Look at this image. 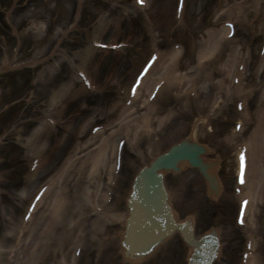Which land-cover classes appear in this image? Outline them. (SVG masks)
<instances>
[{"label": "rangeland", "instance_id": "rangeland-1", "mask_svg": "<svg viewBox=\"0 0 264 264\" xmlns=\"http://www.w3.org/2000/svg\"><path fill=\"white\" fill-rule=\"evenodd\" d=\"M4 1L11 6L0 9V81L8 70L25 77L18 96L29 120H3L11 145L18 141L23 151L0 152V264H87L94 255L104 257L107 247L114 250L122 218L112 224L110 213L124 206L128 182L148 156L189 133L232 151L208 124L200 134L192 125L196 108L187 101L194 93L202 98L198 121L212 125L218 124L212 114L217 103L235 122L233 94L246 113L264 101V0H77V6L74 0ZM75 20L82 23H70ZM149 57L154 67L139 77ZM198 66L203 89L195 92L184 76ZM181 79L178 95L174 85ZM135 80L140 84L132 89ZM11 86L0 83L3 104L14 97ZM145 114L158 119L157 131L137 135L134 122ZM9 115L16 117L15 110ZM250 121L257 122L256 114ZM219 127L226 133L231 125ZM20 156L24 168L15 159ZM11 157L19 179L29 174L20 190L8 189ZM198 186L193 180L171 190L180 214L202 205ZM57 195L65 197L59 205ZM254 209L256 242L264 252V206ZM171 247L167 242L165 249ZM229 259L238 264L237 252Z\"/></svg>", "mask_w": 264, "mask_h": 264}, {"label": "bare ground", "instance_id": "bare-ground-1", "mask_svg": "<svg viewBox=\"0 0 264 264\" xmlns=\"http://www.w3.org/2000/svg\"><path fill=\"white\" fill-rule=\"evenodd\" d=\"M211 32H213V31H211ZM219 40H220V38H219ZM232 54L234 55V54H236V52H234ZM220 64L222 66L225 63H223L221 60ZM153 67H154V62L150 65V67L146 71V75L148 74L149 71H151L153 69ZM196 69L197 70H195L194 72L191 71V74H186L184 76V79H185V82L190 81V84H189L190 90H192L194 88L193 89L194 91L195 90L201 91L203 89V86H199V84H198L202 78L201 70H200L199 66L196 67ZM173 72H174V70H172V75L173 76L176 75ZM181 82H182V79H181L180 83L177 82L174 85V88L177 90L176 94H178V95H179L178 88L182 89V86H183V84L181 85ZM233 87H234L233 89H237V87L235 85ZM200 88H201V90H200ZM60 92H57V94H60ZM194 95L195 96H193V98L190 99L188 102L192 103L195 106L194 108L197 109V107H199V109H201V104L199 101L202 98H199V96H197L196 93H194ZM201 95L203 96V92ZM150 104H152V102H149V105ZM214 106L215 107H213V109H212V110H214V108H215L214 114H216V113H217V115L220 114L219 112H220L221 108L223 109V106L221 107L220 104L218 105V103L214 104ZM236 106H237V104H236ZM257 107L260 109L259 113H257V123L255 124V127L253 128V130L251 131L249 136L244 137L241 143H239V144L237 143L238 144L237 149L238 150L240 149V151L235 152L237 159H239V161L237 160L238 164L236 165V169H238L237 173L241 169L244 170V175H243L244 183L243 184H245V187H246V190L244 189V191L250 195L249 199H247V204H248L247 208H249V209L253 208V206L256 204V202L259 200L260 197H262V199H264V101L263 100L260 101L258 103ZM150 108H151V110H153L154 109L153 105H151ZM196 109H194L195 113L198 112ZM243 109H244V107L240 111L242 118L240 117L237 125L234 127V131L231 132V136H229V137L233 138L235 136L240 135L245 130L244 128L246 127V125H248V123L250 122L249 121L250 116H246L247 114L245 113V111ZM166 112H167L166 114H168V117L174 116L173 111H166ZM190 114H191V112L189 111V115ZM145 115H146V117H144V118H141V117L136 118L135 123L137 126H135V127H137V133H136L137 135L143 134L144 132L147 134H153L157 131L153 125L155 124L156 121H158V119L156 120L154 118H150V115H148V114H145ZM192 115H195V114L192 113ZM162 121L164 122L165 120H162ZM219 124H217V127H219ZM158 125H159V123H158ZM122 132L124 134L129 135L128 131H123V130L117 131V133H122ZM233 132H235L236 134ZM104 150H105V148H104ZM102 151H103V149H102ZM199 152H200V150H199ZM239 152H240V154H239ZM104 154H105V152H104ZM199 157L201 158V156H199ZM219 157H224V156L221 154ZM147 158H149V157H147ZM242 158H243V160H241ZM252 159H253V162H252ZM174 170H177V169H174ZM188 171H189V175L192 176V179H193V175L196 174V170L194 168H191V167H188L185 170H183V172H185V173ZM172 172H173L172 176L177 181V185L178 186H184L183 181L185 180V175L182 172V170L179 172V174L177 172H174V171H172ZM167 179L170 181H173V178L169 177ZM171 187H173V184H171ZM163 188L165 189L166 187L163 186ZM167 188H169V187H167ZM168 190L171 194V190L170 189H168ZM57 196H58V198L56 200V205H59L60 201H62V199L65 197H64V195H62V197H60L61 195H57ZM54 204H55V202H54ZM55 209H56V207H55ZM58 209H59V207L57 208V210ZM52 214L58 215V212L55 210V212ZM93 218H96V217L94 216ZM116 218H117V214L114 213L113 216H112V214H110L111 221L114 222ZM52 224H53V222H52ZM54 227H55V225H54ZM251 236L252 235L249 234V237H251ZM38 247H39V245H37V248ZM247 258L248 259H245V258H239V259L246 260L248 262V264H251V263L252 264H256V263L260 264V262H261L260 254L257 251H255L254 249H253L252 253L250 252L248 254ZM105 260H106V261H104L105 264L110 263L109 255L106 256ZM116 263L119 264V261H116Z\"/></svg>", "mask_w": 264, "mask_h": 264}, {"label": "water", "instance_id": "water-1", "mask_svg": "<svg viewBox=\"0 0 264 264\" xmlns=\"http://www.w3.org/2000/svg\"><path fill=\"white\" fill-rule=\"evenodd\" d=\"M189 144H190V143H188L187 148H192V149H190V152H189L188 156H186V157H190L191 152H194V153L199 152L198 148H196L195 145L191 147V145H189ZM167 157L171 158V157H172V152H169L168 155H167ZM185 160H186V163H187L189 159H188V160L185 159ZM196 160H197V162H198V161L200 160V157L197 158ZM175 164L179 165L177 160L172 159V163H171V165H172V167H173L174 169H175V167H178V166L175 165ZM122 247H123V248H126V246H124V245H122Z\"/></svg>", "mask_w": 264, "mask_h": 264}, {"label": "snow or ice", "instance_id": "snow-or-ice-1", "mask_svg": "<svg viewBox=\"0 0 264 264\" xmlns=\"http://www.w3.org/2000/svg\"><path fill=\"white\" fill-rule=\"evenodd\" d=\"M141 3H143V0H140Z\"/></svg>", "mask_w": 264, "mask_h": 264}]
</instances>
